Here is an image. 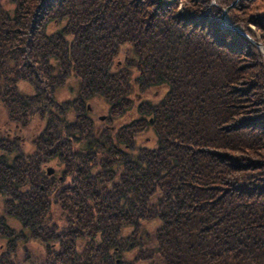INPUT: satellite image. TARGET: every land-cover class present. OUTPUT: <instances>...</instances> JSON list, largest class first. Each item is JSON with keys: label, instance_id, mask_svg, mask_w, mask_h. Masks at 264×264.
<instances>
[{"label": "trees", "instance_id": "obj_1", "mask_svg": "<svg viewBox=\"0 0 264 264\" xmlns=\"http://www.w3.org/2000/svg\"><path fill=\"white\" fill-rule=\"evenodd\" d=\"M233 1L0 0V84L47 94L64 148L12 208L47 243L21 263L264 264V0Z\"/></svg>", "mask_w": 264, "mask_h": 264}, {"label": "flooded vegetation", "instance_id": "obj_2", "mask_svg": "<svg viewBox=\"0 0 264 264\" xmlns=\"http://www.w3.org/2000/svg\"><path fill=\"white\" fill-rule=\"evenodd\" d=\"M10 87L11 91H14L12 93L21 99L19 105L16 104L17 100L11 104L4 100L10 96L5 93ZM0 88L5 90L0 92V264H25L20 260L30 258V246L28 247L27 242L40 239L31 234V221L22 222L20 214L15 211L16 208H12L15 204H23L32 199L41 203L47 200L45 194L48 190H45V182L49 177L52 181L56 178L60 181L63 179L64 148L61 146L58 151L60 161L54 160L56 166L51 165L53 161L48 159L47 94H41L40 106L37 104V88L31 81L0 84ZM45 90L46 88L42 92ZM86 108L88 111L92 110L89 104H86ZM39 138L43 150L41 154H34L33 143ZM61 140L60 144H64L63 139ZM54 152L56 151L53 150ZM49 167L52 168L51 171ZM1 218L4 219L3 223ZM41 242L45 249L47 243L43 240Z\"/></svg>", "mask_w": 264, "mask_h": 264}, {"label": "rangeland", "instance_id": "obj_3", "mask_svg": "<svg viewBox=\"0 0 264 264\" xmlns=\"http://www.w3.org/2000/svg\"><path fill=\"white\" fill-rule=\"evenodd\" d=\"M250 27L252 28V30L255 31L256 28L254 25L250 24ZM258 42L261 44V46L258 45L259 48L262 49L261 48V47H263L262 43L260 41H258ZM75 81H77L75 76L69 77L68 81L66 83L62 84V86L56 90L57 97L60 99H63L64 97H68L70 95L74 96V91H72V88L74 90L76 87L77 82H75ZM69 89H71V90H69ZM154 94H156V93L154 92ZM86 104L91 105L90 102H87ZM95 105H96V107H95ZM90 113L97 120L96 124H98L100 126H103V124H110L111 123L110 121L107 123V119H106V117H104V115L107 114V110L105 109V106H102L101 103L94 104ZM101 115H103V117L101 118L102 120L100 119ZM110 125H112V123ZM152 135H153L152 129H151V127L148 126V128H146L145 130L140 131L137 136H139V139L142 140L143 142L148 143V144H152L153 143ZM54 163H55V161H53L50 164L55 165ZM27 245H28V247L30 246L29 247L30 252L33 256L38 255V253H42V255H43L45 252L43 243L38 239L29 240L27 242ZM40 248H42V249H40Z\"/></svg>", "mask_w": 264, "mask_h": 264}, {"label": "water", "instance_id": "obj_4", "mask_svg": "<svg viewBox=\"0 0 264 264\" xmlns=\"http://www.w3.org/2000/svg\"><path fill=\"white\" fill-rule=\"evenodd\" d=\"M236 1H237V0H234V1L231 3V5H230V6L234 5V4L236 3ZM227 9H228V8H227ZM227 9H225V11H224V15H225V13H226V10H227ZM257 43H258V45H260V46H261V44H260L259 42H257ZM261 48L263 49V47H261ZM102 117H103V115H101V116H100V118H102ZM51 169H52V168H51V167H49V171H51Z\"/></svg>", "mask_w": 264, "mask_h": 264}]
</instances>
